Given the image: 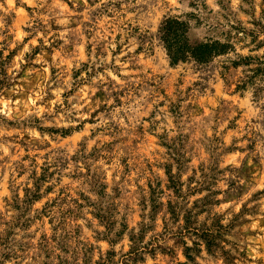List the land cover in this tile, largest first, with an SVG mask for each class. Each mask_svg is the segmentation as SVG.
<instances>
[{
	"label": "rangeland",
	"instance_id": "rangeland-1",
	"mask_svg": "<svg viewBox=\"0 0 264 264\" xmlns=\"http://www.w3.org/2000/svg\"><path fill=\"white\" fill-rule=\"evenodd\" d=\"M188 12L232 48L172 65ZM109 251L264 264V0H0V264Z\"/></svg>",
	"mask_w": 264,
	"mask_h": 264
},
{
	"label": "trees",
	"instance_id": "trees-1",
	"mask_svg": "<svg viewBox=\"0 0 264 264\" xmlns=\"http://www.w3.org/2000/svg\"><path fill=\"white\" fill-rule=\"evenodd\" d=\"M192 17L198 16L194 12L169 15L161 23L160 38L172 65L189 60L197 63H208L232 48V43L227 40L208 38L192 41L189 36L190 19ZM169 203L171 204V202ZM131 254L132 252L127 255L132 256ZM113 255L114 251H109L107 256L102 258L98 264H116ZM122 264H126V262H122Z\"/></svg>",
	"mask_w": 264,
	"mask_h": 264
}]
</instances>
